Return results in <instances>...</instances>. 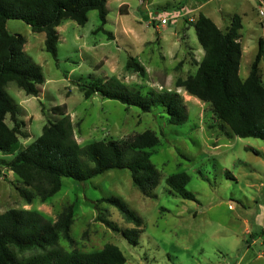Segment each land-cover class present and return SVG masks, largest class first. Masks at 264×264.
<instances>
[{"label": "rangeland", "instance_id": "374dc122", "mask_svg": "<svg viewBox=\"0 0 264 264\" xmlns=\"http://www.w3.org/2000/svg\"><path fill=\"white\" fill-rule=\"evenodd\" d=\"M105 8L103 30H98L101 21L95 10L88 12L83 26L64 20L56 28V58L44 50L43 33L33 32L19 20L6 22L9 33L24 38V52L44 76L36 97L27 96L13 82L4 88L17 107L20 147L36 140L45 124L62 118L56 107H64L81 147L100 140L122 142L152 131L158 145L131 154H149L160 174L158 185L150 197H144L128 170H111L85 182L62 178L52 197L26 204L17 191L24 186L5 167L18 150L11 155L0 152V213L33 210L55 222L71 206L72 244L60 239L59 247L91 253L112 244L124 255V264H264V141L230 136L209 104L175 87L177 78L196 72L203 56L191 26L200 13L221 30L230 26L234 16L240 17L239 76L245 79L259 41H264L260 15L264 0H106ZM129 58L144 68L143 77L126 68ZM259 75L264 86V54ZM112 77L142 95L149 90L176 95L184 107L185 123L169 124L162 105L145 113L98 94L84 98L80 85ZM5 122L13 126L9 115ZM181 172L189 177L186 190L195 201L168 192L166 178ZM110 197L122 199L142 220L136 245L122 236L135 227L116 208L100 202ZM100 218L112 222L117 231ZM37 253L30 250L21 256Z\"/></svg>", "mask_w": 264, "mask_h": 264}, {"label": "trees", "instance_id": "16d2710c", "mask_svg": "<svg viewBox=\"0 0 264 264\" xmlns=\"http://www.w3.org/2000/svg\"><path fill=\"white\" fill-rule=\"evenodd\" d=\"M187 1V0H185ZM106 0H0V152L17 155L5 163L24 188H17L19 196L30 204L34 198L41 202L56 194L61 188V179L78 182L88 181L111 170H128L133 186L144 197H150L159 182L160 174L151 164L149 154H131L152 149L159 139L152 131L127 137L124 141L100 140L81 147L73 135L71 121L64 107H56L62 118L48 122L40 136L25 148L20 147L18 136L21 123L17 121V107L7 96L4 88L13 82L27 96L36 97L39 86L44 83L40 66L35 64L23 50L25 40L21 35L11 34L6 29L8 20H19L35 33H43L44 50L56 58L58 32L56 28L64 20H72L83 26L89 11L98 12L103 30L106 22ZM203 56L197 70L185 79L177 78L175 87L189 96L211 106L216 118L229 130L230 136L255 138L264 141V86L259 75V64L264 54V41H259L258 51L250 66L248 76H239L242 47L239 31L242 28L239 16H234L230 26L219 29L208 17L198 14L191 24ZM110 36V34H109ZM126 68L140 76L144 68L129 58ZM85 99L94 94L104 99L133 106L142 112H150L156 105L166 108L168 123L182 125L186 121L183 106L176 95L145 94L128 89L117 78L94 79L80 85ZM9 115L13 126L6 122ZM126 156H129L127 159ZM189 177L186 173L168 176L165 183L169 193L184 200L195 201L186 190ZM29 190H28V189ZM118 211L135 229L122 232L132 245L137 244L142 220L119 197L102 198ZM107 228L117 231L107 219H99ZM73 223L72 207H66L55 222L33 210L10 209L0 213V264H124L122 252L112 244L91 252H66L59 247L60 239L72 244L70 227ZM37 250L30 257H22L26 251Z\"/></svg>", "mask_w": 264, "mask_h": 264}, {"label": "built area", "instance_id": "2783aa9c", "mask_svg": "<svg viewBox=\"0 0 264 264\" xmlns=\"http://www.w3.org/2000/svg\"><path fill=\"white\" fill-rule=\"evenodd\" d=\"M260 15L264 16V11H260ZM160 21H161V23H165L166 22V20H164V19H161Z\"/></svg>", "mask_w": 264, "mask_h": 264}]
</instances>
